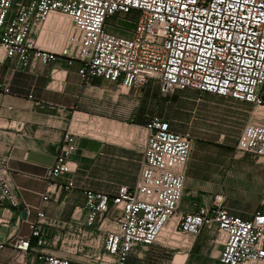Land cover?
<instances>
[{
  "label": "built area",
  "instance_id": "obj_1",
  "mask_svg": "<svg viewBox=\"0 0 264 264\" xmlns=\"http://www.w3.org/2000/svg\"><path fill=\"white\" fill-rule=\"evenodd\" d=\"M52 16L60 20L54 30L62 39L60 52L39 42ZM58 57L68 65L77 62L84 83L99 78L121 95H137L153 80L162 96L189 89L250 104L261 114L252 112L254 122L242 129L236 150L264 160V0H0V64L14 58L26 69L32 59L49 64ZM0 92L8 87L0 83ZM69 127L46 170L43 201L53 191L75 188L69 175L76 136ZM142 129L135 186L115 194L83 189L84 204L65 223L67 232L57 246L61 254L47 248L43 228L55 221L41 211L28 222L29 238L10 236L0 250L11 246L16 260L32 252L41 264H129L138 247L158 243L165 224L176 218L177 235L214 233L220 264H264V190L248 220L230 215L221 196L177 216L191 134L172 131L154 114L144 117ZM17 190L0 162V201L29 214ZM82 213L83 227H77Z\"/></svg>",
  "mask_w": 264,
  "mask_h": 264
},
{
  "label": "crops",
  "instance_id": "obj_2",
  "mask_svg": "<svg viewBox=\"0 0 264 264\" xmlns=\"http://www.w3.org/2000/svg\"><path fill=\"white\" fill-rule=\"evenodd\" d=\"M59 24L57 17L48 19V30L39 38L42 46L59 50L62 39L54 32ZM78 68L77 62L68 65L62 57L49 64L32 59L26 69H19L14 58L0 64V83L8 87L7 93L0 92V162L17 187L20 201L31 208L27 214L21 209H10L7 203L0 201V242L10 236L29 238L28 222L41 211L55 221L54 225L43 228L49 241L47 248L61 254L57 246L67 232L65 223L70 221L73 211L84 204L83 189L115 194L121 187L133 188L136 184L142 158L139 144H131L136 127H131L133 135L127 138L122 135L125 125L101 118L87 121L85 114L76 113V122L80 126L88 122L98 132L109 134V142L90 141L81 136L75 138V151L70 159L73 171L69 175L75 188L53 191L47 201L42 200L47 187L46 170L55 163L72 112L86 111L92 102L100 104L107 89L114 87L99 78L84 83ZM177 92L183 95L174 101L172 97ZM177 92L170 101L176 104L179 114L189 115V120L183 122L177 115L159 114L169 122L172 131L190 132L193 139L177 216L210 206L214 196H221L230 215L250 219L260 205L264 190V166L248 154L246 165L236 158L228 159L226 148L240 154L236 145L242 129L251 123V105L189 89ZM231 121L238 126L239 132L227 146L225 124ZM143 122L138 125L143 126ZM203 123L214 126L205 128ZM229 182H233L237 191L224 195L223 188ZM232 197L235 198L233 202L229 199ZM83 224L82 213L75 226L83 227ZM169 235L166 233L159 242L170 238ZM214 237L212 231L204 230L195 238L180 240V246L187 248L186 252L176 254L171 264H220L219 247L215 245ZM154 251L155 246L138 247L129 258V264H152ZM15 255L14 248L5 245L0 250V264H41L32 252L25 254L22 260H16Z\"/></svg>",
  "mask_w": 264,
  "mask_h": 264
},
{
  "label": "rangeland",
  "instance_id": "obj_3",
  "mask_svg": "<svg viewBox=\"0 0 264 264\" xmlns=\"http://www.w3.org/2000/svg\"><path fill=\"white\" fill-rule=\"evenodd\" d=\"M58 48L59 50L57 52H60L62 46L60 45ZM56 60L53 62H56ZM116 90L117 88L110 86V88L107 89V91L104 93L103 100L100 102V104L92 102V104L86 111H73L74 116L70 117L69 128L70 131L76 136L75 138L81 136L90 141L109 142L107 141V136L109 137V134L106 135L98 132L96 127L88 124V122L80 126L79 123L76 122V113L85 114L87 121L92 120V118H101L108 121L118 122L116 124L125 125L123 132L129 127H136L137 130H135V137L131 140V144H140L141 139L144 137L145 131L142 129L143 126H139L138 124L140 121H144V117L146 115L154 114L159 116V114L167 113L177 115L176 117L180 118L183 122L188 121L190 118L187 114H179L180 111L176 108V104L173 101H170V98L173 96L174 93L172 95L162 96L160 94L157 82L153 80L147 81V83L139 89L137 95H134L130 92L128 95H121L120 92H116ZM182 95L183 93L177 92L174 94L172 99L174 101L181 99ZM251 107V111L253 112L254 108L253 106ZM256 111H259V109H255L254 113ZM253 122L254 117L252 116L251 123ZM203 125H205V128L209 129L214 126L210 123H203ZM225 127L227 131L225 137V140H227L226 145L230 146V140L233 139L232 137H235V133L239 132L238 126L235 125V122L231 121L230 123L225 124ZM226 149L228 159L236 158L237 160L242 161V165H246V154H237L234 149L230 150L229 147ZM249 156L256 160L260 166H264L263 159H257L251 155ZM236 165H238V163ZM229 167L230 165H228V168ZM234 191H237L236 187L233 185V182H229L223 188L222 193L224 195H228L229 193H234ZM229 199L231 200V202H233L235 198L232 197ZM165 234L163 236H165ZM169 236L170 238L167 237L166 239L160 240V242L152 245L156 247V251H154L151 256L153 261L152 264H171V261L176 254L186 252L187 248H182L180 246V240L189 239L188 237L176 235L174 232Z\"/></svg>",
  "mask_w": 264,
  "mask_h": 264
},
{
  "label": "bare ground",
  "instance_id": "obj_4",
  "mask_svg": "<svg viewBox=\"0 0 264 264\" xmlns=\"http://www.w3.org/2000/svg\"><path fill=\"white\" fill-rule=\"evenodd\" d=\"M260 114H261V111H260V110H259V111H256L255 113H254V111H253V115H254L255 117L259 116ZM122 135H124V137L131 138L132 135H133V128H128L127 130H125L124 132H122ZM175 223H176V218H173V219L169 220V221L165 224L164 229H163V231H162L161 234H160V238L163 237V235H164L165 233H170V234H172V233L174 232L173 228H174ZM176 235H177V234H176ZM160 238H159V239H160ZM159 239H158V242H159Z\"/></svg>",
  "mask_w": 264,
  "mask_h": 264
},
{
  "label": "water",
  "instance_id": "obj_5",
  "mask_svg": "<svg viewBox=\"0 0 264 264\" xmlns=\"http://www.w3.org/2000/svg\"><path fill=\"white\" fill-rule=\"evenodd\" d=\"M22 216L24 217V214H22Z\"/></svg>",
  "mask_w": 264,
  "mask_h": 264
}]
</instances>
